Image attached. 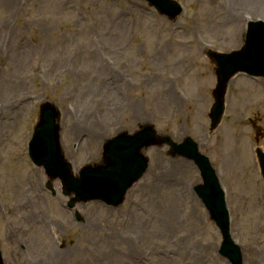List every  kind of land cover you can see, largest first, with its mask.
I'll return each mask as SVG.
<instances>
[{
  "label": "rangeland",
  "instance_id": "obj_1",
  "mask_svg": "<svg viewBox=\"0 0 264 264\" xmlns=\"http://www.w3.org/2000/svg\"><path fill=\"white\" fill-rule=\"evenodd\" d=\"M177 1L184 11L171 19L145 0H0V104L14 106L0 145L5 264H231L194 191L199 169L160 142L167 137H192L210 157L242 264H264L256 154L264 151V78L230 80L226 114L212 129L217 76L207 55L241 50L247 16L264 20V0L235 1L234 18L224 13L231 0ZM45 102L60 112L62 152L76 175L102 164L113 137L154 127L146 172L122 204L87 200L71 209L60 178L49 182L31 161L28 141Z\"/></svg>",
  "mask_w": 264,
  "mask_h": 264
},
{
  "label": "water",
  "instance_id": "obj_2",
  "mask_svg": "<svg viewBox=\"0 0 264 264\" xmlns=\"http://www.w3.org/2000/svg\"><path fill=\"white\" fill-rule=\"evenodd\" d=\"M158 8L174 15L177 6L168 0H151ZM262 37L253 39V32L248 36L247 46L242 52H235L230 55L215 56L218 60V88L215 91L217 102L213 107V118L218 122L223 111V96L226 84L230 77L239 70H250L257 74L264 75V27L254 26ZM253 42L255 45H253ZM57 113L53 107L45 106L38 126L36 136L32 142L31 153L34 159L46 165L48 171L56 176L61 174L67 192L78 191L86 194L89 198H102L108 202L118 203L123 199L129 186L138 179L147 166V160L140 156L139 150L146 144L155 140L152 128H146L131 138L125 135L110 142L106 147L108 160L106 165L97 169L86 168L82 177L76 178L71 173L70 165L63 159L58 137V128L55 125ZM191 140L185 144L176 146L182 154L192 157L199 164L208 185L212 184L214 189L200 188V194L205 198L213 218L217 221L220 229L226 235V243L222 252L230 255L232 260H241L240 250L236 248L228 236V215L225 209L224 196L220 190L215 172L208 165L205 158L198 152L196 145ZM263 159V154H260ZM56 173V174H55ZM85 188V190H84ZM98 189V192L96 191ZM80 197H78L79 199ZM0 264H3L0 255Z\"/></svg>",
  "mask_w": 264,
  "mask_h": 264
},
{
  "label": "bare ground",
  "instance_id": "obj_3",
  "mask_svg": "<svg viewBox=\"0 0 264 264\" xmlns=\"http://www.w3.org/2000/svg\"><path fill=\"white\" fill-rule=\"evenodd\" d=\"M237 0H231V4L230 5H226V9L224 11L225 15H230V17L234 18L233 15L236 16L237 13V6L236 4H239L237 2H235ZM254 2V0H246V2ZM261 1V0H259ZM13 2V0H11V3ZM244 2V1H243ZM242 8V5H241ZM231 13L233 15H231ZM238 13H237V17H238ZM236 18V17H235ZM14 106L9 108L8 105H4V104H0V145L2 144L3 141V136L6 135V130L8 129V127L11 126V124L8 122L6 123V120H8V116L9 114H11L13 112ZM21 112V111H20ZM21 115V114H20ZM73 127V126H72ZM71 128V127H70ZM69 128V129H70ZM73 130V129H72ZM5 131V132H4ZM68 159V158H67Z\"/></svg>",
  "mask_w": 264,
  "mask_h": 264
}]
</instances>
